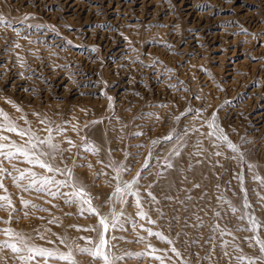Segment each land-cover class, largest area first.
<instances>
[{
  "label": "rangeland",
  "instance_id": "rangeland-1",
  "mask_svg": "<svg viewBox=\"0 0 264 264\" xmlns=\"http://www.w3.org/2000/svg\"><path fill=\"white\" fill-rule=\"evenodd\" d=\"M0 109V244L104 264V217L111 264H264V0H0Z\"/></svg>",
  "mask_w": 264,
  "mask_h": 264
},
{
  "label": "snow or ice",
  "instance_id": "snow-or-ice-1",
  "mask_svg": "<svg viewBox=\"0 0 264 264\" xmlns=\"http://www.w3.org/2000/svg\"><path fill=\"white\" fill-rule=\"evenodd\" d=\"M9 103H10V101H9ZM0 115L3 116L4 120H8L7 114L4 113L2 109H0ZM43 122L44 121H41V123H43ZM209 126L212 127L213 125L210 124ZM7 131L17 132V128L15 126H7ZM18 135L23 137L24 135H26V133L21 130L18 132ZM223 138L227 139V137H223ZM0 139L6 140L7 137H0ZM41 143H44V141H41ZM48 143L51 147H53V148L56 147L55 145H51V136H49ZM69 144H72V142L69 141ZM228 146L230 148H232L234 151L237 150L236 146L231 144V142H229ZM5 147H7V145H0V149H3ZM33 147H35V145H33ZM87 150L92 151V152L97 151V149H95L91 145L88 146ZM16 152H19L22 156H24L28 160V163H39L41 168H47V170L49 172L54 171V169L49 164H46V163L40 161L39 159H36V160L31 159L29 157V152L27 150H22L20 148H16ZM0 155H3L5 157V159H10L15 155V153H13L12 151H8L6 153L0 152ZM89 167H91V165H89ZM5 171H6V169L0 168V173L5 172ZM55 171H59V169H55ZM23 178H24V174L21 173L20 179L22 180ZM53 183H55L57 185V191H52L49 187H47L48 185H51ZM66 183H67L66 181H53L51 179L45 178L42 181L41 186L39 188H37L36 190L38 192H47L48 195H50L52 197H56L58 194H60L59 193V187L63 186ZM3 187H4L3 183L0 182V188H3ZM27 187L28 188L35 187V181H33V183L29 184ZM72 187L74 190L71 193L63 194V195H66L69 197V199L66 202L67 203H74L76 201H79V203L81 205V214H83L84 211H88L92 214H97L96 209L91 206V199L88 198V193L85 191L84 187L83 186L77 187L76 185H72ZM5 191H6V189H5ZM116 192L117 193L121 192V189L119 187H117ZM0 201L3 202V203H0V208L12 207V201L8 196H0ZM23 203H24L25 207H27L29 204L28 201H23ZM85 205H87V208L84 207ZM32 207H36V206L32 205ZM12 210L15 211L14 208ZM25 215H27V213H25ZM141 215L143 216V213H141ZM99 224L102 226V232H100L98 234L99 235V241H98V244L95 246V248L90 249V248L85 247V248H80L78 250L82 253H86V254H89L93 257H97V258L102 259L104 261V264H111V261L109 260L108 255L105 254V251H104L105 247L109 243V240L105 239V236H104V233L108 232L109 223H108L106 218L101 217ZM253 225L255 226V221H253ZM115 226H116L115 223H113L112 227H115ZM89 230L92 231L95 229H89ZM4 231L9 237H14L17 242L9 243V241L6 240L2 244H0V250H3L4 248L10 249L12 253L17 254V258L20 261H23L24 264H28L29 261L34 260L36 256L52 257V258L59 259V260L70 261L71 264H76L71 252H69L68 254L61 253L57 256V254L54 251L49 250L47 248H38V247L29 246L28 243L26 242L25 238L23 236H20L17 233H14V231L12 229H5ZM149 234L150 235H158V234L151 233L150 230H149ZM41 238H43V237H41ZM161 238H163V237H161ZM112 239H115V237H112ZM262 250H264V244H262ZM21 253H27V255H20ZM0 259H2V257H0Z\"/></svg>",
  "mask_w": 264,
  "mask_h": 264
}]
</instances>
